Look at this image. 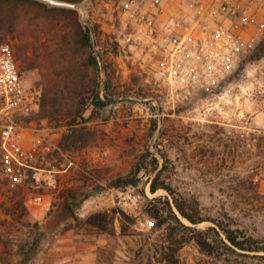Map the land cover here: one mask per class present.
Returning a JSON list of instances; mask_svg holds the SVG:
<instances>
[{"label": "rangeland", "instance_id": "1", "mask_svg": "<svg viewBox=\"0 0 264 264\" xmlns=\"http://www.w3.org/2000/svg\"><path fill=\"white\" fill-rule=\"evenodd\" d=\"M236 1L251 18L239 30L249 50L230 65L223 51L192 44L178 57L193 72L183 79L168 70L166 36L203 35L209 0H166L153 35L124 0H87L101 91L77 9L0 0V43L15 47L40 91L39 105L18 117L21 141L45 137L25 185L9 186L0 163V264H171L162 253L173 248L179 264H264V250L238 263L207 255L175 218L264 240V5ZM50 85L62 101L46 114ZM96 91L106 104H94ZM132 173L135 183L118 185ZM120 190L139 195V206H120ZM40 194L48 204L35 202ZM179 205L204 220L191 222ZM98 213L108 220L91 223Z\"/></svg>", "mask_w": 264, "mask_h": 264}, {"label": "built area", "instance_id": "2", "mask_svg": "<svg viewBox=\"0 0 264 264\" xmlns=\"http://www.w3.org/2000/svg\"><path fill=\"white\" fill-rule=\"evenodd\" d=\"M264 5V0H254ZM166 0H124L122 6L131 16L145 22L150 34H155L157 15L163 10ZM204 7V5H201ZM208 13L213 19V25L204 24L203 35L187 33L183 36L167 35L166 40L171 53V63L168 70L171 75H179L183 79L190 78L193 72L186 68L179 54L186 51L190 45L208 44L216 50L223 51L229 64L250 47L249 39L239 30L245 31L251 18L236 0H209ZM195 51H189V54ZM40 91L25 81L21 64L15 47L11 43H0V163L9 186L18 188L27 182L30 169L38 168L32 164L38 154L45 137L38 136L28 147L21 141V125L18 122L20 114L30 112L39 105ZM39 172L34 177L40 181ZM118 204L125 209L134 210L139 206V195L129 190H120L117 196ZM35 202L43 201V195H37Z\"/></svg>", "mask_w": 264, "mask_h": 264}, {"label": "trees", "instance_id": "3", "mask_svg": "<svg viewBox=\"0 0 264 264\" xmlns=\"http://www.w3.org/2000/svg\"><path fill=\"white\" fill-rule=\"evenodd\" d=\"M77 1V0H72ZM45 4V3H42ZM57 9V8H56ZM63 10H70V11H77L76 9H67V8H60ZM81 28L83 29V35L86 40V44L90 48V56L92 59V65H97L96 56L94 54L92 44H91V37H90V31L88 26L81 25ZM40 57V55L36 56V59L34 60L33 64L36 63V60ZM30 58V57H28ZM53 85H50V87L46 88L45 91V98H44V111L46 114L51 113H58L60 112L58 105L61 104V97H60V89ZM107 95V94H106ZM65 98V97H64ZM93 102L96 105H104L106 102L100 97L98 91L94 93L93 96ZM134 174H130L124 178L119 179L118 185L120 186H127L129 184H133L136 182L135 177H133ZM159 185L157 183H153L152 190L155 191ZM179 209L181 213L186 216L191 222L198 223L201 222L202 218L196 217L194 214L190 213L186 210L185 207L179 205ZM103 216L105 217L104 220L107 219L106 213H98L93 214L89 217V221L93 224L100 223L99 217ZM175 218L181 223V225L189 230H192L194 232L193 239L198 243L201 250L206 253L209 256L216 257L220 260H224L225 262L229 263H238L239 257H247L250 256L249 253L246 251H260L264 250V240L255 237L253 234L247 233L246 231H242L241 229H233L229 227L223 226L220 222H216L217 225H210L205 229H201L198 227H193L190 225H186L183 223L178 216L175 215ZM108 220V219H107ZM161 222H163L161 220ZM101 224V223H100ZM174 231V229L172 228ZM174 233H172V236ZM173 238V237H172ZM178 241H175V243ZM185 242V241H183ZM172 248V246H170ZM175 252L171 250L170 253L163 252L164 254V260H166L169 263L173 264H179L180 260L178 257H176V248ZM245 251V252H244Z\"/></svg>", "mask_w": 264, "mask_h": 264}, {"label": "water", "instance_id": "4", "mask_svg": "<svg viewBox=\"0 0 264 264\" xmlns=\"http://www.w3.org/2000/svg\"><path fill=\"white\" fill-rule=\"evenodd\" d=\"M42 2H46L51 6H57V7H66V8H74L77 9L79 11V18L80 21L87 25L90 31V37H91V42H92V46L96 52L97 55V60L98 63L100 65V69L102 72V80H101V91L103 89V84H104V80H105V71H104V67H103V61H102V57L99 51V47L97 44V40H96V34H95V28L94 25L92 23V21L86 16L85 13V2L87 0H83V1H72V0H39ZM102 96V93H100ZM108 100H112V99H108Z\"/></svg>", "mask_w": 264, "mask_h": 264}]
</instances>
